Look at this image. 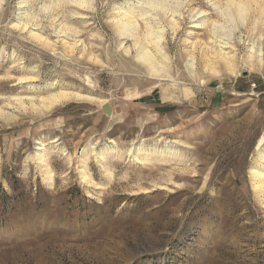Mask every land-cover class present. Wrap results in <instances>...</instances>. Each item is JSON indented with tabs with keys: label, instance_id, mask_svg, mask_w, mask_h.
Returning a JSON list of instances; mask_svg holds the SVG:
<instances>
[{
	"label": "rangeland",
	"instance_id": "obj_1",
	"mask_svg": "<svg viewBox=\"0 0 264 264\" xmlns=\"http://www.w3.org/2000/svg\"><path fill=\"white\" fill-rule=\"evenodd\" d=\"M21 1L0 4V109L10 114L0 117V264H264V188L253 173L264 170V69L247 63L257 33L237 27L225 49L234 66L208 57L212 74L202 56L210 21L231 24L209 0L184 1L179 25L159 20L162 51L147 44L174 82L151 76L116 30L113 17L137 0ZM196 8L209 24L195 27ZM136 9L141 36L156 25ZM20 16L50 45L11 26ZM64 24L68 45L79 42L71 52L55 31ZM60 87L92 97L15 107Z\"/></svg>",
	"mask_w": 264,
	"mask_h": 264
},
{
	"label": "bare ground",
	"instance_id": "obj_2",
	"mask_svg": "<svg viewBox=\"0 0 264 264\" xmlns=\"http://www.w3.org/2000/svg\"><path fill=\"white\" fill-rule=\"evenodd\" d=\"M70 1L80 8H87L90 2V1L88 2V0H69L68 2ZM184 1H188V0H137V4H139V6L138 5L129 6L127 9L125 8L122 14H118L113 17L116 30L120 34L129 36L133 39V47H134L133 49L135 50L134 56L138 61H140L145 66L147 72L151 76L159 77V78H169L174 82L176 81L171 76V73L168 70L169 68V66L167 65L168 63L165 64V63L158 61L154 57L153 52L148 48L147 44L153 43L156 46L157 51H162L161 44H162V40L164 39L163 32L165 28L162 27L159 20H165L166 25H169L170 27H176V25L178 24L177 23L178 21L176 22L174 18V13L179 12L180 8L183 7L184 5ZM1 2L2 0H0V4ZM24 2L25 0L21 1V3H24ZM209 2H210V5L215 7L219 12L222 13V15L227 17V21L230 22L231 27L229 29L222 30L218 28V27L223 26L222 24H218L216 21H210L211 26L213 27L215 31L213 30L214 39H213V44L211 45V48L209 50L210 53L207 52L206 49H204L202 53V56L205 57L204 59L205 69H208L209 71H211L212 74H217L218 70L214 69V66H212L211 64L214 61L221 62L228 69H231L234 66V63L236 61L235 54H231L232 51H227L225 49H228L234 46L233 41H232V39H234L233 31L237 29V27L239 26L243 27L245 30H249V31L253 30L255 31V33H257V37H255L254 40L253 39L251 40V42L249 43V48H247L248 52L250 53L247 58V63H249L250 66L254 64L257 65L258 69H261V70L264 69V0H226L225 9H220L218 2L216 0H209ZM142 5H145L146 8H141ZM136 8H139L140 16H145V15L149 16V18L152 19L151 21L155 22V25H156V26H152L146 23L148 25H146V30L145 32H143V35L141 36L138 34V30H137L138 23L135 18L137 14ZM119 10L120 8H118L117 11L119 12ZM189 13L191 14L190 16L192 17L193 22L195 23L194 24L195 27H199V26L201 27L202 25H207L209 19L207 15L205 14V10H202L201 8L190 9ZM22 17L23 16H20L19 19L11 23V26L15 28L19 27L22 29H26L27 30L26 33H29L31 37L39 41H42L43 44L49 46L50 42L46 37H43L42 35H40L38 32L34 30V28H30L29 21L31 20L28 19L29 20L28 21L27 20L28 17H27L26 21L25 20L22 21L21 20ZM259 26L261 27L263 26L262 27L263 29H260ZM56 27H57V30H56ZM56 27H55V31L57 33L61 32L62 34H64L63 36H65L61 38L65 49L70 52L73 51V49L76 48L77 42L74 41V43L70 44L69 46L68 42L64 39L66 38V35L69 34L67 32H72L74 28L67 24H64L62 26H56ZM130 49H131L130 46H125L123 51H125V53H129L131 51ZM161 55L162 57L166 58L164 53ZM208 57L214 60H212L211 63H209L210 61L209 62L207 61ZM194 58L195 56L193 52L190 50L188 52V64H187L188 71L190 73H193V71H195ZM174 82L172 84L176 85ZM91 97L92 96L89 95L88 93L82 94L81 92H78V91H71L63 87H60L55 93H52L49 97L41 98L39 103H35L33 101L24 103L23 100L17 99L16 100L17 105H15V107L19 109L20 111L25 110L27 109V107H29L31 111L41 112L43 110L49 109L54 104L59 103L64 100H68L71 98H78V99L80 98L88 99L89 98L90 99ZM101 101L102 103L106 102L104 100H101ZM8 116H10L8 112L0 109V117L3 118V117H8ZM44 149H45L44 143L42 141H39L38 146L34 152V156L36 159L38 160L43 159V155H44L43 152L45 151ZM106 151H101L100 153L98 152V156L100 157V159L104 158L103 156ZM258 157L261 158L264 162V148L258 152ZM253 173L259 178L258 182L260 184L258 187L261 189L264 188V170L256 171V172L254 171Z\"/></svg>",
	"mask_w": 264,
	"mask_h": 264
},
{
	"label": "water",
	"instance_id": "obj_3",
	"mask_svg": "<svg viewBox=\"0 0 264 264\" xmlns=\"http://www.w3.org/2000/svg\"><path fill=\"white\" fill-rule=\"evenodd\" d=\"M102 113L109 115L110 114V106L109 104H104L102 107H100Z\"/></svg>",
	"mask_w": 264,
	"mask_h": 264
}]
</instances>
